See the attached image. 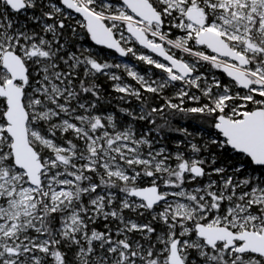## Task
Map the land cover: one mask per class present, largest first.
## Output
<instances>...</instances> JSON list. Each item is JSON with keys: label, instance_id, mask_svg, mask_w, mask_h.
<instances>
[{"label": "snow or ice", "instance_id": "obj_1", "mask_svg": "<svg viewBox=\"0 0 264 264\" xmlns=\"http://www.w3.org/2000/svg\"><path fill=\"white\" fill-rule=\"evenodd\" d=\"M0 264H264V0H0Z\"/></svg>", "mask_w": 264, "mask_h": 264}]
</instances>
